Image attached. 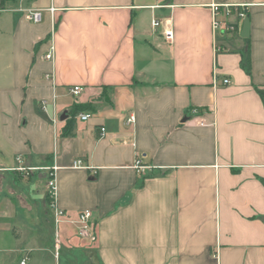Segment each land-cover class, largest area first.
Wrapping results in <instances>:
<instances>
[{
    "label": "crops",
    "instance_id": "0c3cea01",
    "mask_svg": "<svg viewBox=\"0 0 264 264\" xmlns=\"http://www.w3.org/2000/svg\"><path fill=\"white\" fill-rule=\"evenodd\" d=\"M263 98L264 0H0V264H264ZM19 166L56 167L58 249Z\"/></svg>",
    "mask_w": 264,
    "mask_h": 264
},
{
    "label": "built area",
    "instance_id": "2783aa9c",
    "mask_svg": "<svg viewBox=\"0 0 264 264\" xmlns=\"http://www.w3.org/2000/svg\"><path fill=\"white\" fill-rule=\"evenodd\" d=\"M211 8L213 10L212 15V30L215 34V36H218V33L223 32H231L234 30V25L228 21V18L231 14L230 8L227 5H221V4H211ZM220 9H223L221 12ZM24 18L30 23L37 24L41 22L42 20V11L41 10H26L24 12ZM238 17H242V14L239 13ZM158 22H153V26H158ZM164 37L166 40L172 39V32L170 30H166L164 32ZM53 52L52 49L47 52L44 56L45 60H52ZM45 78H50L49 75H46ZM223 84H229V80L225 79L223 80ZM70 95L73 97H77L81 93V88L78 86L72 87L69 90ZM43 108L47 105L46 101H42ZM91 117L90 113H80L77 115V118H79L81 121H86ZM133 122V117H130L127 119V123ZM105 129H101V135L103 136ZM74 167H82L81 161L74 162ZM135 169L138 171H143L145 169L144 166H142L140 160H136L135 163ZM16 171L19 172H44L46 175V196L47 201L50 209L53 211V218L54 223L56 226V236L54 238L53 244L56 249H58L59 246V234H58V227L60 224L65 223V213L57 206V188H56V181H55V175H56V167H43V168H24L22 166H19L15 168ZM76 226L78 235L85 241H95L96 237L93 231V221H92V212L89 210H83L80 211L77 215V218L74 222H71ZM26 258H24L20 264H25Z\"/></svg>",
    "mask_w": 264,
    "mask_h": 264
},
{
    "label": "rangeland",
    "instance_id": "374dc122",
    "mask_svg": "<svg viewBox=\"0 0 264 264\" xmlns=\"http://www.w3.org/2000/svg\"><path fill=\"white\" fill-rule=\"evenodd\" d=\"M36 173L37 172H33L32 174H36ZM8 174H11V173L8 172ZM34 179H35V175H34ZM39 212H40V218L37 220V223H39L40 233L42 234V228L44 227L45 232H47L49 234V236L51 237L52 235H54V232L56 231L54 218H52L53 211L50 209V207L48 205L47 211H44L43 209H41V210H39ZM41 223H43V225H41ZM62 226L63 225L60 224L59 227H58L61 232L63 230Z\"/></svg>",
    "mask_w": 264,
    "mask_h": 264
},
{
    "label": "trees",
    "instance_id": "16d2710c",
    "mask_svg": "<svg viewBox=\"0 0 264 264\" xmlns=\"http://www.w3.org/2000/svg\"><path fill=\"white\" fill-rule=\"evenodd\" d=\"M246 72L249 73V70L246 69ZM264 99V98H263ZM85 110L84 108L80 107V106H74V109L72 110L71 112V120L69 121L68 123V126H67V131H66V135H71L72 133V123H73V120L75 119V117L82 113V111ZM260 183L263 185L264 187V179L263 178H260L259 179Z\"/></svg>",
    "mask_w": 264,
    "mask_h": 264
},
{
    "label": "water",
    "instance_id": "95a60500",
    "mask_svg": "<svg viewBox=\"0 0 264 264\" xmlns=\"http://www.w3.org/2000/svg\"><path fill=\"white\" fill-rule=\"evenodd\" d=\"M249 32V20L248 17L244 18L243 25H242V30H241V37L246 38L248 36ZM65 116H62V120L64 119Z\"/></svg>",
    "mask_w": 264,
    "mask_h": 264
}]
</instances>
